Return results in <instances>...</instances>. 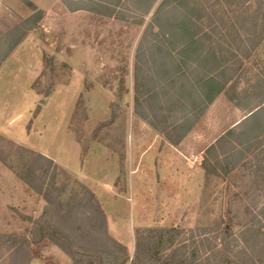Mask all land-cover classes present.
I'll list each match as a JSON object with an SVG mask.
<instances>
[{"label":"rangeland","instance_id":"1","mask_svg":"<svg viewBox=\"0 0 264 264\" xmlns=\"http://www.w3.org/2000/svg\"><path fill=\"white\" fill-rule=\"evenodd\" d=\"M36 1L39 10L27 0H0V264H72L48 239L32 243L43 224L70 234L76 245L114 248L85 221L92 211L78 199L87 191L100 198L107 235L125 246L135 244L138 228L179 227L182 240L195 236L188 255L218 264L220 232L230 229V264H264V37L253 49L246 32L253 12L264 24V0ZM166 3L179 4L187 19L204 9L197 21L201 49L180 53L174 28L171 43L151 32ZM60 4L105 16L72 17ZM43 10L48 16L32 31ZM162 54L178 64L180 80L165 83L177 71L167 69ZM215 61L233 70L220 76ZM209 72L226 89L237 83L234 99L222 92L180 124L186 82L199 87ZM192 129L176 157L164 134L175 142ZM31 164L46 185L56 179L63 202L75 196L70 220L20 180ZM121 199L134 201L132 228Z\"/></svg>","mask_w":264,"mask_h":264},{"label":"trees","instance_id":"2","mask_svg":"<svg viewBox=\"0 0 264 264\" xmlns=\"http://www.w3.org/2000/svg\"><path fill=\"white\" fill-rule=\"evenodd\" d=\"M166 4H168L169 7H166V5H164L163 9L159 11L158 21L156 20L155 24L150 27L151 32L154 28H156L159 34H163L168 39L169 34L171 33L169 31L173 32L174 28L177 33L176 35H178L179 41L175 49L181 51L180 53H186V51H193L194 49H201L203 47V44L200 43L199 37H201L202 35L201 33H199L200 28L197 24V21H201L205 17L204 9L202 7H199L200 14L197 15L198 17L191 16L187 19L179 9V4ZM172 14L175 15L174 20L169 19ZM193 17H196V19ZM248 18L250 20V28L246 30V32L248 33L247 39L250 43L251 48L254 49L258 46V41H260L264 37V24L262 20H259L257 12H253L248 16ZM262 19L264 20V14L262 15ZM259 22H261V27ZM188 34L190 35V37H185ZM153 35L154 34H152V36ZM156 36L159 35L156 34ZM172 37L173 35H170V38ZM170 38L168 39L169 43H171V40L173 39ZM153 45L154 44H152L151 47H154L155 49L158 48V45ZM162 52L165 53L164 51ZM164 56L165 55L162 54L161 59L168 62L167 69L172 72V67H175L177 71L176 73L173 72L175 74H171L174 75L172 79L165 80V83H169V81L180 80L183 76V74L179 73L180 67L169 55L166 59L164 58ZM156 59V66L159 68L160 66L158 65V60L160 58L157 57ZM221 66L222 65L218 61H215L214 69H219L221 71L220 76L223 73L231 72L233 70L231 66H225L224 68H222ZM136 74L138 79L139 74L137 72ZM209 74H205V76L203 77L199 85L200 88L192 85L187 81L186 78L183 77L184 81L182 82V84L185 85V82L187 81L185 86L188 92V96H186V100H181L182 104L177 102L179 104L178 110L183 112V117L179 122L180 124L187 121V119L193 116L197 111L199 115H201L222 92L225 93L230 101L234 99L233 97L231 98V96L235 93L234 90L237 83L233 82L230 86H227L228 88L226 89V85L221 83V81L218 80V77L215 76L214 78H212V74L210 72ZM164 88L165 87L163 85L160 87V90L163 91L165 90ZM135 90H139L137 84L135 85ZM153 91L154 90H152V92ZM153 94L154 95L152 96V98L156 96L155 93ZM179 94L180 96L183 95L182 93ZM255 112H257V110L251 112L252 114H250L253 115ZM152 114L153 117H155L156 114L154 112ZM148 118V115L144 116V120H147ZM153 129L157 133H159V130H157L155 127H153ZM186 133H188V130L179 139L180 141L186 135ZM164 136L169 140L172 146H176L180 143L179 140L175 142L171 141L169 138V134H164ZM212 149L213 146L209 147L206 151ZM37 157L40 160L48 162V164L53 163L51 160L41 155H37ZM19 178L28 188H30L38 196H41L48 205L57 204L58 210H61L62 212L63 219L70 220V210L73 208V201H77V199L74 196V198H69L66 202H63L61 199V195L64 193V190L57 187L56 179H53L50 185H46V177L37 175V169L34 168L33 164L28 166L24 173L20 174ZM50 190L57 191V196H50ZM87 193L88 196H81V198L78 199V201H84L85 199L89 204L90 210L92 211V214L87 216L85 221L91 226L92 229L95 228L97 233L100 231L104 238L103 242H105L103 244L106 245L107 243H109L114 248L108 250L106 249V246L104 249H98L93 246L84 247L79 246L78 244L76 245L70 234L61 232L59 229L57 230L54 228H50L46 224L38 226L34 229V231H32V243L37 244L44 239H48L56 246H58L71 259L72 264H128V262L129 264H211L209 260H207L206 263L194 260L195 258L193 252L188 255L187 248L196 243L195 236L193 233H191L188 239L182 240L184 231L179 227L136 229L134 234V252L130 260V256L126 248L107 235L104 212L102 211L96 197L89 191H87ZM204 231H206V229H204ZM222 231L225 232H220V241L223 242L220 243V249L222 253H220L221 261L218 264H230V260L227 259L226 256L229 248L226 244H224V239H228L229 236L232 235V231L230 229H225ZM22 242L27 249L29 245L28 241L22 240Z\"/></svg>","mask_w":264,"mask_h":264},{"label":"crops","instance_id":"3","mask_svg":"<svg viewBox=\"0 0 264 264\" xmlns=\"http://www.w3.org/2000/svg\"><path fill=\"white\" fill-rule=\"evenodd\" d=\"M34 8H37V7H40L41 5L36 1V0H27ZM55 1H57V3H58V5H59V0H55ZM73 1H81V2H85L86 3V1L85 0H73ZM61 5V4H60ZM75 6V5H74ZM38 9V8H37ZM42 9V8H41ZM153 9V5H151L150 7H149V9H148V11L147 12H151V10ZM39 10V9H38ZM60 10H62V11H64V12H66L67 14H69L70 16H72V17H74V16H76V15H79V16H86V15H94V16H101V15H103V16H105L103 13H101V12H99V11H95L94 9H92V8H90V7H88V6H81V7H77V6H75V7H73L71 10H68L65 6H63V5H61L60 6ZM41 12H42V10H40ZM45 10H43V12H44ZM63 13V12H62ZM65 13V14H66ZM64 14V13H63ZM45 16H48V10H46L45 11V14L43 13V15H42V17L40 18V20L38 21V23H36V25H34V27H33V29H32V31L33 30H35L37 27H39L40 25H41V23H43L44 22V20H45ZM110 16H114V15H110ZM79 21H82V20H79ZM77 22V25L78 26H81L82 25V22ZM74 24V23H73ZM217 101V99L214 101V102H216ZM214 102L212 103V104H214ZM193 134H194V130L192 129V130H190L184 137H183V139L181 140V142L178 144V145H176V146H172V145H168L173 151H174V154L176 155V157H179V155L181 154V152L182 151H180V149H179V147L181 146V144L182 143H185L187 140H189V138H191L192 136H193ZM223 136V135H222ZM222 136H220L219 138H217L216 140H214L213 142H212V144H210L211 146H213V145H215V143L216 142H218V140L222 137ZM166 143V142H165ZM167 145L166 146H163V151H161V154L164 152V150L167 148ZM211 146H209V147H211ZM134 152H133V150H131V154H133ZM147 154L149 153L148 151L146 152ZM186 166V165H185ZM69 171H71V170H69ZM81 179H84V178H81ZM97 188H98V186H96ZM96 198H97V201H98V203H99V201H100V198H99V196H95ZM122 200V199H121ZM131 201V202H130ZM129 201V203L127 204L126 202L124 203L123 202V200L122 201H120V205L123 207H121L120 206V208H119V210H121L122 209V211L121 212H123L124 211V209L126 210V212H125V214H122V215H124V216H128V221H129V223H128V221H127V226L129 225V227H134V224H135V216L137 215V210L135 209V207H134V201L133 200H130ZM99 205H100V203H99ZM129 205V206H128ZM126 206V207H125ZM131 212H135V214L134 215H132V213ZM106 214V213H105ZM122 241H120L119 243H121ZM123 243V242H122ZM124 244V243H123ZM122 244V245H123ZM130 245H131V247H130ZM125 248H126V250H127V252H128V254L130 255V253L133 255V252H134V244H133V242H131V244H127V246H125V244L123 245Z\"/></svg>","mask_w":264,"mask_h":264},{"label":"water","instance_id":"4","mask_svg":"<svg viewBox=\"0 0 264 264\" xmlns=\"http://www.w3.org/2000/svg\"><path fill=\"white\" fill-rule=\"evenodd\" d=\"M251 114H252V113H251ZM251 114H250V115H251Z\"/></svg>","mask_w":264,"mask_h":264}]
</instances>
